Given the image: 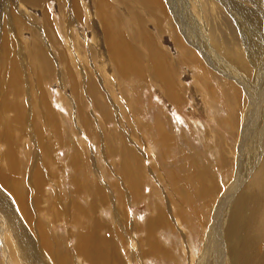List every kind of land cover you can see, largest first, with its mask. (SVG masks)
Masks as SVG:
<instances>
[{
  "label": "rangeland",
  "instance_id": "obj_1",
  "mask_svg": "<svg viewBox=\"0 0 264 264\" xmlns=\"http://www.w3.org/2000/svg\"><path fill=\"white\" fill-rule=\"evenodd\" d=\"M34 1L27 0L25 2L26 5L29 4L26 12L16 8L14 4H11L7 10L10 20H13L11 31L16 36L9 45L12 47L13 53L18 52L17 57L11 60L17 70L12 74L9 73L7 81L13 80L18 84V94L13 93L12 84L9 82L6 86L7 90L5 87H1L3 90L5 89L4 91H10V94L5 92L8 98L14 96L24 106V109L27 107V112L30 110V115L24 111L22 114L26 121L24 129L30 130L29 125L32 129L27 137L14 143L17 148V156L21 160V163L18 164L21 168L19 172H23L25 168L28 171L19 173V188L26 194L30 210L29 216L33 219L32 225L43 227L48 230V233L50 232L49 235L51 238L53 236L52 239L60 240L61 250L66 257L64 264H90L88 260H84L76 254V237L81 230H90L93 225L98 236L99 224L105 225L108 231L112 230L111 240L118 242L121 249L119 253L112 248V252L116 251V257H121V264L123 261L125 264H198V258L206 247L209 231L206 229L212 224L214 211H219V199L224 196L225 189H228V185L232 182L234 161L236 164L240 160L245 162L247 158L251 157L255 148L252 144L249 145L245 139L244 149L236 150L238 156L234 158V145L238 144L242 136L237 128L238 118L235 115V110L237 102L240 103L242 114L245 94L239 84L228 75L224 63L228 60L226 57L237 61L242 55H245V52L240 32H236L231 12L225 10V5L220 0H200L199 2L198 0H183L193 11L195 17L206 26L208 31L206 30L207 33H205L204 30L202 35L207 36L210 41L208 50L220 51L216 46L218 45L226 55L211 57L209 51H205L203 46L201 48L194 44L181 46V43L177 45L178 42L175 38H170L168 31L172 27L167 21H171L172 17L169 20L168 9L165 11L166 13L160 10L161 14H157L160 19L157 20L155 12L158 11L142 9L139 1L130 0V2L127 0V3L126 0H117V2L103 0L105 5L115 8L116 10L114 9L113 12L118 14L117 17H120L118 18L119 22L117 18L114 20L116 25L112 23L110 26L111 31L115 33L112 32L114 35L111 38L114 48L117 49L116 44L117 47L119 45L118 52L115 50L118 53L116 61L112 60V55L110 56L111 53L108 48L106 49L107 45L105 46V39H103V37L107 38L108 31H100L101 37L97 33V36L93 35L92 29L85 25L87 23L86 12L82 6L83 3L78 0V5L82 10H78L75 16L81 19L82 23L85 22L84 26H81L80 21V28L73 32L71 37L72 42L77 44V46H72L71 51L72 54L75 53L74 57L78 58L80 67L78 69L67 54L60 31H58L59 35L55 34L63 23L61 0ZM36 1H39L40 5ZM84 1L93 4L92 0ZM109 2L114 3L111 5ZM161 2L164 4L165 0H161ZM115 3L120 5L123 3L121 6L124 7V10L126 9V14ZM130 3L132 4L130 5ZM133 3L136 4L133 5ZM45 4L50 8V11L46 12L48 14H45L42 21L39 15L43 12L41 10L45 11L43 6ZM244 4L252 6V3L249 2H244ZM256 7L257 3L253 8L256 9ZM117 8L119 9L117 10ZM136 9H139L142 14ZM231 11L233 10L231 9ZM23 12L29 16V13L34 14L35 20L45 26L48 31L45 29L39 35L32 29L30 32L29 28L22 24L17 30L16 23L20 19L24 20ZM133 13L135 14L133 15ZM52 15L56 16V25ZM135 15L136 17H134ZM2 16L4 17V15H0V33L1 30L4 31L1 29L4 25ZM18 16L20 19L15 22ZM254 16L257 21L262 19L257 13H254ZM163 17L166 18H164L166 22ZM51 22L53 27L49 24ZM137 32L142 33L143 40L148 38L151 41L149 40L150 42L147 43L141 41L147 46L146 48L139 41L140 45L139 43L137 45L135 40H132L130 44H133L134 48L137 46L135 48L137 51L139 48V57L143 64L149 62L150 56H152L155 59V66L160 72L167 71V81H171L168 85L161 82L155 74L153 77L156 78H152V74L148 72V65L141 67L143 64H140L139 72L135 70V74H132L134 70H125L126 72L117 70L115 64L120 62L118 55L122 56L121 50L124 47L122 42L129 40L131 34ZM77 33H80L78 37ZM258 34L263 40L264 35ZM35 37L41 38L37 40ZM64 38H67V35ZM47 41L50 42L49 45L57 48L60 52L57 51L58 55L56 53L53 57L48 49ZM41 44L44 49H41ZM126 48L133 49L132 46ZM32 56L37 60L32 59ZM55 57L61 59L57 61ZM30 58L32 62L29 61ZM215 60H218L219 64H215ZM38 63L40 64L38 65ZM101 63L103 65H100ZM161 63H165V65H161ZM210 64L218 67L215 68ZM46 65L49 67V73L44 79H40L37 72L40 73L43 67L46 68ZM167 66L171 70L168 69L169 67L166 68ZM3 69L0 67V70L3 71H0L1 77L5 74ZM80 70L81 73L83 72V77L79 73ZM101 70L108 75L101 73ZM111 71L112 73H110ZM98 73L101 75L99 76ZM112 75L115 76V79ZM107 78L112 79V82ZM87 79L93 80L88 93L84 86ZM136 79L140 81L138 82ZM113 80L115 81L113 82ZM71 81L73 82L70 87ZM75 81L77 84L73 85ZM38 87H41V91H37ZM115 88H118L117 91ZM91 92L96 93L95 97L89 95ZM39 93H42L47 104L41 102L42 100H39L38 104L40 105L36 104ZM72 93H75L77 97ZM87 95L91 96L93 104L90 103L91 101H87ZM96 96L99 101L96 100ZM42 106L45 108L42 109ZM120 108L124 109L121 111ZM98 109L101 112L107 110L111 114V118H108L106 124L107 135L109 133V137H111V151L107 150V156L104 158L101 157L106 145L102 140L107 137L106 133L89 130L87 126H84L85 132H80L79 136L77 130V124H85V116H88L86 123L90 125L89 118L92 119L94 117L93 110L99 112ZM44 112L51 115V126L55 124L62 133H59L56 138L52 137L49 132L51 126L47 127L42 122L41 114ZM102 116L104 117V115ZM97 127L95 128L97 129ZM36 131L41 132L49 145V151L45 154L48 157L46 164L49 168H41L35 162L38 165L37 172L32 171L34 161L30 159L27 152L33 147L30 136L34 135ZM17 134L14 133L13 136L17 137ZM105 140L107 142V139ZM65 145L67 146L65 147ZM4 148L5 144L0 141V155ZM99 150L101 153L98 154ZM41 151L44 152V150ZM244 155L247 157L245 158ZM94 167L100 170L99 174L93 172ZM33 176H37L35 183H32ZM202 185L205 187L203 193H201ZM0 190L2 189L0 188ZM1 193L6 216L11 217L10 221L14 226H19L23 215L11 193L6 188ZM204 196L207 201L203 200ZM33 199H37V202L33 203ZM112 203L118 204V209L116 208L120 221L118 230L112 219L114 215ZM49 207H52L51 214L48 210ZM67 212L68 218L65 217ZM154 212L159 214L160 220L164 221L167 226L149 225ZM131 223L134 227L133 231L128 228V224ZM146 224L149 229L145 227ZM5 225L10 224L6 223ZM0 229L2 232L4 231L3 225H0ZM147 231H150L148 239L145 236ZM122 232L123 234H121ZM125 232L126 236H124ZM150 238L152 242L149 245ZM218 240L220 239L218 238L216 242ZM155 241L159 247L154 243ZM55 245L57 244L55 243ZM7 246H13L10 236L4 232L0 233V251H6ZM139 246L141 251L135 255L136 258L132 257V252H136ZM151 246L157 247L159 251H149ZM187 247L191 252H194L193 255L186 252ZM47 259L48 257L45 256V260ZM1 260L0 258V264Z\"/></svg>",
  "mask_w": 264,
  "mask_h": 264
},
{
  "label": "bare ground",
  "instance_id": "obj_2",
  "mask_svg": "<svg viewBox=\"0 0 264 264\" xmlns=\"http://www.w3.org/2000/svg\"><path fill=\"white\" fill-rule=\"evenodd\" d=\"M114 1L117 2V0H114ZM133 1L134 2L139 1L140 5H142V9H144V8H147V10L148 9L149 10H155L156 9L158 11V12H155L156 17H157V14H161L160 10L165 12L168 9L167 11H169V13H170L169 20L171 19V17L173 19V23H172V19H171V21H167V23L172 27L171 30L168 32H169L170 38L176 39V41L178 42L177 45H179V43H181V46L182 45H188V44H194L198 48H201L203 46L205 51L206 50L209 51L211 57H219V55H221V56L225 55L224 51L218 45H216V46L218 47V49L220 51L208 50V49H210V41H209L207 36L202 35L204 30H205V33H207L206 32L207 28L204 24H202L200 19H197V17H195V14L188 7V5L185 1H183V0H165L164 4L161 2V0L160 1L159 0H133ZM199 1L200 0H198V2ZM220 1L223 2V4L225 5V8H226L225 10H229L233 16V22L235 23L236 32H240V35L242 38V45L244 47V52H245V55L244 56L242 55L239 58V60H237V61H233V60L229 59V57H226L228 60H226L224 63L225 68L227 69V71L229 73L228 75L231 76L239 84L240 89L242 88L243 93L245 94L244 98H243L245 100V104L243 107L242 114H241L240 103L237 102V106H236V110H235V115H237V118H238L237 128H238L239 133L242 136H241L238 144L234 145L235 146L234 147L235 155L234 154H232V155H234V158H235V156H238L236 154V152H237L236 150L242 151L244 149V140L245 139L248 141L249 145L252 144L255 148H254V151L250 155L251 157L247 158V160L245 162L240 160L239 163L236 164L234 161V164H233L234 173H233V177H232V182L231 183L229 182L230 184L228 185V189H225L226 194L224 193V196L219 199V201H218L219 205L217 203L219 211H216V210L214 211V217L212 219V224L215 223V225L211 224L209 226V228L206 229L207 231L209 230L208 235H207L208 237H207V241H206V247H205V250L202 252V254L198 258V264H264V41H263L264 39L261 40L260 39L261 36L258 34V33H260V34L264 35V0H220ZM25 2H24V0H1L0 1V15H4V17L2 16L3 20H4V25L1 28L4 31L2 32V30H1V33H0V36H1L0 67L4 68L3 70H5V74H4L5 76L4 75H3V77L0 76V141L3 144H5V148L2 152V154L0 155V188L2 190L4 188H6L11 193L20 213L23 215L21 217L22 222L20 223V225L14 226V224L10 221L11 217L6 216L5 206L2 202V193H1L2 190H0V225H3V229H4L3 232L7 233L10 236L11 241H12V245H13L12 247L7 246L6 251L5 250L0 251V258L2 259L1 264H18V263H20V264H64V260L66 257L63 255V250H61L60 240L59 239L58 240L52 239L53 236L51 238V236L49 235L50 232L48 233V230H45L43 227H41L39 225H36L34 227L32 225L33 219L29 216L30 210H29V207L27 204L26 194L23 190H21L19 188V173L22 171L19 172V170H21V168L19 167L20 165H18V164L21 163V160L17 156V154H18L17 148H16V145L14 142L19 141V140L27 137V135L30 133V130L32 129L31 125H29L30 130L24 129V126L26 125V121H25L23 114H22V111H24L30 115V110L27 112V109H26L27 107L25 108L26 109L25 110L24 106L22 104H20V102H18L19 100L17 101V99H15L14 96L11 98H8L6 93L8 94V92H9V94H10L9 90H8V92L4 91L5 89L6 90L8 89V87H6V86H8L7 83L9 82L12 84V87H13L12 89L14 90L13 93L18 94V86H17L18 84L13 80L7 81L9 73L12 74V73L16 72V70H17L15 67V64L13 62H11V60L15 59L17 57V53H18V52L13 53L12 47H10V45H9L10 43H12V40H14L16 38V36L11 31V26H13V20L12 21L10 20V18L7 14V10L11 4H14V5H16V8L23 9L24 12H26L29 4L26 5ZM38 2L39 1H36V3H38ZM61 2H62V7H63V13H62L63 14L62 15L63 16V23H62L60 28H58V29L56 28L57 30L55 29L56 30L55 34L59 35L58 31H60L61 36H62L61 39L64 41L65 49L68 52L67 54L72 59V60L71 59L70 60L76 64V68L80 69L79 63H78L79 62L78 58H75L74 57L75 53L72 54V51H71L72 46L73 45L77 46V44H74L72 42L71 37H72L73 32H76L77 29L80 28L81 19L77 18L75 16V13L78 10H82V9L78 5L79 4L78 0H61ZM92 2H93V4L89 3V2L86 3L84 0L83 1L80 0V3H83L82 6L86 12V18L85 19L87 20L86 24H85V22L82 23V21H81V23H82L81 26H84L83 24H85L86 27L92 29L91 32L94 33V34L92 33L93 35H95L97 33L100 37H101L100 31H102V30L108 31V33L106 34L107 38H104L103 35H102V37H103V39H105L104 40V42L106 43L105 46L107 45L106 49L108 48V51L111 53L110 56L112 55V60L113 59L116 60V58H117L116 54H118L117 50H118L119 45L117 47V44H116L117 49L114 48V43H113L111 38H113V35L115 33H114V31H111L112 29H110V26L112 23L115 22L114 20H116V18L118 20V18H120V17L119 16L117 17L118 14L113 12V10L115 8L113 9V7H111L112 8V10H111L110 6H108L107 4L105 5L103 3V0H92ZM126 2H127V0H126ZM244 2L252 3V6L250 7L248 5H245ZM30 3H32V2H30ZM113 3H110V4L113 5ZM256 3H257V7H256V9H254L253 7H254V4H256ZM115 4L117 6H119L120 9H122V11L126 10V9L124 10V7L121 6L123 3L121 5L119 3H118L119 5L117 3H115ZM131 4L132 3H130V5ZM135 4L133 3V5H135ZM190 4H192V3H190ZM137 5H139V4H137ZM32 6H34V5H32ZM43 6L45 8V11L41 10V12L42 11L43 12L39 15L42 21H43V18L45 16L46 12L50 11V8L47 6V4H45ZM4 7H7V8L5 9ZM132 7H137V6H132ZM118 9L119 8H117V10ZM231 9L233 11H231ZM13 10H14V8H13ZM19 11H21V10H19ZM136 11L141 13V11H139V9H136ZM24 12L22 14L24 20L20 19L19 16L17 17V19H15V22L20 19L19 22L16 23L17 30L22 24L26 28H29L30 32L32 29L33 32H35V33L37 32V33H39V35H40V33L42 34L44 32V30L46 29L45 26H42L40 23H38V21L35 20L36 16L34 14L29 13L30 14V16H29ZM148 13H150V12L148 11ZM254 13L259 14L262 17V19L258 20V21L255 20L256 16H254ZM125 14H126V11H125ZM134 14L135 13H133V15ZM129 15H131V14H129ZM162 15H163V13H162ZM13 16H15V15H13ZM52 16H53V20H54V24H55V21H56L55 17L56 16L55 17H54V15H52ZM127 17H129V16H127ZM131 17H132V15H131ZM134 17H136V15ZM164 18L165 17H163V19ZM121 19H123V18H121ZM129 19H130V17H129ZM156 19L158 20L160 18L157 17ZM163 19H161V21ZM53 20H52V22H53ZM67 20H68V22H67ZM164 20H163V22H164ZM48 21H50L49 18H48ZM119 21L120 20H118V22ZM52 22L49 24L51 25ZM165 22H166V20H165ZM116 23H117V21H116ZM55 25H54V27H55ZM114 25H116V24L114 23ZM114 25H112V26H114ZM46 26H48V24ZM16 27L14 25L15 30H16ZM43 27H44V29H43ZM51 27H53V26L51 25ZM120 27L121 26H119V28ZM121 29H123V28L121 27ZM126 30H127V28H126ZM119 31H121V30H119ZM112 32L114 34H112ZM129 32H130V30H129ZM48 33L49 32H47V34ZM97 34L95 36H97ZM124 34H125V32H124ZM50 35H52V33ZM56 35H54V36H56ZM65 35H67V38H64ZM79 35H80V33L76 34L77 37ZM141 35H142V33H140V32L131 34L129 40L122 42V46H124V47H122L123 48L122 50L120 49L122 56L118 55V60L120 62L115 64L118 68L117 70L124 71V72H126L125 70H129V71L134 70V72H132V74L133 73L135 74V70L137 72H139L138 67L140 66V64H143V62H141L140 57H139L138 51H140V50H139V48H137L138 51L135 50V48L137 46L134 48L133 44L131 45L130 43L132 42V40H135V41H137V45H138V43L143 40ZM47 37H48V35H47ZM56 37H58V36H56ZM38 38L40 39L41 37H38ZM38 38H36V39L38 40ZM149 40L151 41V39L147 38L143 41H145L147 43V42H150ZM73 41H75V40H73ZM173 41H175V40H173ZM41 42H43V41H41ZM75 42H77V41H75ZM258 42H259V44H258ZM47 43H48V49L51 51V53L54 57L58 50H57V48L49 45L50 42L47 41ZM141 43H139V45ZM35 45H37V44H35ZM96 45H98V43ZM143 45L145 46V44H143ZM27 46H29V45H27ZM41 46H42V44H41ZM127 46H132L133 49L126 48ZM138 47H140V46H138ZM146 47L147 46H145L144 48H146ZM29 48L30 47H28V50H30ZM36 49L38 50V48H36ZM41 49H44L43 46ZM158 50H157V53H158ZM25 51H27V50H25ZM34 52H35V50H34ZM119 54H120V52H119ZM38 55H40V54H38ZM57 55H58V53H57ZM110 56L108 55V57H110ZM141 58H142V56H141ZM156 58L158 60V57H156ZM32 59L37 60V58L34 56H32ZM32 59L30 58L29 61H31ZM55 59H57V58L55 57ZM60 59H57V61H59ZM70 60H67V61L71 62ZM105 61H107V60H105ZM101 62L104 63V61H101ZM32 64H31V66H32ZM39 64L40 63H38V65ZM157 64H159V63H157ZM215 64H219V61L215 60ZM100 65H103V64L101 63ZM104 65H106V64H104ZM161 65L164 66L165 63H161ZM210 65H212L215 68L218 67V66H214L213 64H210ZM144 66L148 67V72L152 74L151 75L152 78H154L153 75L155 74L156 77H158V79L161 82H163L164 84L168 85V83L171 82V81L168 82L169 80L167 81V78H168L167 71H165V73L160 72V70L155 66V59L152 56H150V61L145 62V64H143L141 67H144ZM168 67L169 66H167L166 68H168ZM36 68H38V67H36ZM39 69H40V67H39ZM98 69H100V68H98ZM168 69L171 70L170 67ZM106 70H107V68H106ZM145 70H146V68H145ZM65 71H63V72H65ZM112 71H114V70H112ZM112 71L110 73H112ZM1 72H3V71H1ZM124 72H122V73H124ZM145 72H147V71H145ZM48 73H49V67L46 65V68L44 69V67H43V69L40 71V73L37 72V76H39L40 79H44ZM79 73H81V70ZM82 73H81V75L83 77ZM101 73L107 74V73H104V71H102V70H101ZM129 74H131V73L129 72ZM132 74H131V76H132ZM100 75L101 74H99V76ZM124 75H125V73H124ZM131 76H129V77H131ZM148 76H150V75H148ZM113 77L115 79V76H113ZM133 78H134V76H133ZM72 79H74V78H72ZM118 80H119V78H118ZM133 80H135V79H133ZM38 81H40V80H38ZM73 81L70 82V87H71V83ZM92 81H93L92 79H87L84 82V86L87 89L86 93L89 92L88 91L89 86H90V84H93V83H91ZM108 81L112 82V79L111 80L108 79ZM108 81H105V82H108ZM114 81L115 80H113V82ZM126 81H127V79H126ZM119 82L121 83V81H119ZM75 83H76V81L73 83V85H75ZM120 83H118V84H120ZM38 85L40 86V84H38ZM114 85H116V84H114ZM36 86H37V84H36ZM87 86H88V88H87ZM1 87L2 88L5 87V89L3 90ZM40 88L41 87H38L37 91H41ZM9 89H10V87H9ZM117 89H116V91H117ZM75 92L77 93V90ZM72 94H75V93H72ZM95 94L93 92L89 93V95H92L93 97H95ZM89 95H87L86 99H87V101H91L90 103H92V98H91V96L89 97ZM99 95H100V93H99ZM75 96L77 97L76 94H75ZM174 99H175V97H174ZM39 100H42L41 102L47 104L42 93L38 94L36 104L39 103ZM96 100L99 101V98L97 96H96ZM38 105H40V104H38ZM115 106H116V104H115ZM119 107H120V105H119ZM41 108L44 109L45 107L42 106ZM123 109H121V111ZM128 109H129V106H128ZM98 110H100V109H98ZM118 111H119V109H118ZM109 113L110 112L107 110H105V112H101V110L99 112H97V110H93L94 117L92 119L89 118V122H90L91 127L88 123H86L88 116H85L84 117V118H86V119H84L85 124L84 125L80 124L81 126L77 124V130H78L79 136L81 135L80 132L84 131V129H85L84 126H87V128L89 130L90 129L97 130L100 133L102 131V134L106 133V135H107L108 128H107L106 124L108 123V120H109L108 118L111 116V114H109ZM41 115H42V122L47 127H50L52 124L51 115L48 112H44ZM71 115H72V113H71ZM102 115H104V117ZM32 116H34V115H32ZM124 118H125V116H124ZM126 118L128 119V117H126ZM99 122H100V125H99ZM96 126H98L97 129L95 128ZM230 127L231 126L229 123V129H230ZM49 132H50L51 136L54 138H56V136L59 135V133H61L57 129L55 124H53L50 127ZM14 133H18L17 137L13 136ZM103 137H104V135H103ZM30 138L32 139L33 147L32 148L29 147L30 149H28L27 152L30 155V159L32 161H34L33 166H32V171L35 170L37 172L38 171V165L41 168L48 169L49 167L47 168V164H46V159L48 157L45 156V154H47V152L49 151V145H48L47 141L44 139V137L42 136L40 131H36V133L34 135L30 136ZM105 139H107V142ZM105 139L102 140L103 143L105 142L104 144L106 146L104 147L105 151L102 152V157L100 156L101 158H104V156H107L106 155L107 150L111 151V146H110L111 137H109V133H108L107 137H105ZM39 145H40V149H39ZM66 146L67 145H65V147ZM41 150H44L45 153ZM252 150H253V148H252ZM247 152H249V151H247ZM99 153H101L100 150L98 151V154ZM230 153H231V151H230ZM247 155H249V154L247 153ZM244 157H245V155H244ZM24 163H25V160H24ZM17 169H18V173H17ZM24 172H28L26 170V168L22 173H24ZM93 172L99 174L100 170H97L94 167ZM36 180H37V176H33L32 177V183H35ZM210 180H211V178H210ZM204 188L205 187H203V185H202L201 193H203ZM204 199L207 201L206 196L203 197V200ZM111 200H113V199H111ZM32 202L36 203L37 199H33ZM67 202H68V204H71V202H69V201H67ZM53 205H52V207H53ZM205 206H206V204H205ZM52 207L48 208V210H50V214H51ZM203 207H204V205H203ZM116 208H117V206L115 204H113V212H114L113 218L119 220V214H118V212H117L118 210H116ZM68 212L65 214V217H67V218L69 217V215H67ZM61 213H63V212H61ZM160 214H162V213H160ZM158 215L159 214H155V212H154V215L151 217V221L149 222V225L158 224V227L159 226H167L166 224H164V221L160 220ZM121 216H122V214H121ZM6 223H9L10 225H5ZM127 223H128V221H127ZM119 227H120V222H119ZM145 227H147L149 229L148 224H146ZM91 228L92 229H90V231H89V229H85V230H81L78 233V235L76 237V243H75L76 254L79 257H81L82 259L88 260L90 262V264H102L104 260H106L108 262V264H112V258H116V251H114V252L109 251L110 242H111L110 239H99L97 236V230L95 229V226L93 225ZM128 228L132 229L131 231H133L134 227H133L132 223L128 224ZM3 232L0 229V233L3 234ZM147 232L148 233L145 236L148 239V237L150 236V231H147ZM121 234H123V232ZM124 236H126V232L124 233ZM218 238L220 240H218V242H216ZM51 241H52V244H51ZM156 241L154 243L157 245V247H159V245L156 243ZM151 242H152V240L150 238L149 242H148L149 245ZM55 243L57 245H55ZM101 245L104 247L103 250H100V248H99ZM157 247L153 248L151 246L149 248L150 249L149 251H157L158 250ZM187 248L188 249H186V252H188V254H190V255H193L194 252H191L189 247H187ZM199 250H200V248H199ZM139 251H141L140 246L138 247L136 252H132V257L136 258L137 256H135V255H138ZM45 256L48 257L47 260H45ZM97 256H99V258H97ZM123 264H125L124 261H123Z\"/></svg>",
  "mask_w": 264,
  "mask_h": 264
},
{
  "label": "crops",
  "instance_id": "obj_3",
  "mask_svg": "<svg viewBox=\"0 0 264 264\" xmlns=\"http://www.w3.org/2000/svg\"><path fill=\"white\" fill-rule=\"evenodd\" d=\"M113 204H115L116 206H118L117 203H112V206H113ZM112 219L114 220V224L116 225V229L118 230V228H119V222L120 221L117 220V219H114V218H112ZM86 227H88V225H86ZM98 233H99V235H98V238L99 239H110V241H111L110 242V247H109V251L110 252L112 251V248H113L114 250H117L120 253V250L121 249L118 246V242H115V241L113 242L111 240V238H112V236H111L112 235V230L111 231H108V228L105 225L99 224V232ZM99 248H100V250H103L104 249V247L102 245ZM120 260H122L121 257L112 258V264H121L122 261L120 262ZM102 264H108V262L106 260H104Z\"/></svg>",
  "mask_w": 264,
  "mask_h": 264
}]
</instances>
